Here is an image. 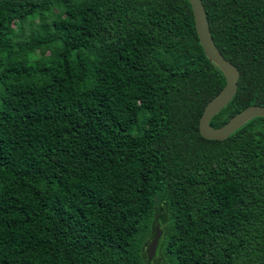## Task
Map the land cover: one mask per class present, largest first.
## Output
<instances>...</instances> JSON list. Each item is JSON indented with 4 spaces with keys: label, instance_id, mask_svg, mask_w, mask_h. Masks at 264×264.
Returning <instances> with one entry per match:
<instances>
[{
    "label": "trees",
    "instance_id": "1",
    "mask_svg": "<svg viewBox=\"0 0 264 264\" xmlns=\"http://www.w3.org/2000/svg\"><path fill=\"white\" fill-rule=\"evenodd\" d=\"M202 1L220 128L264 105V0ZM226 83L188 0H0V264H264V118L199 130Z\"/></svg>",
    "mask_w": 264,
    "mask_h": 264
},
{
    "label": "water",
    "instance_id": "2",
    "mask_svg": "<svg viewBox=\"0 0 264 264\" xmlns=\"http://www.w3.org/2000/svg\"><path fill=\"white\" fill-rule=\"evenodd\" d=\"M192 6L196 31L202 48L207 58L226 78V86L205 108L200 119L199 130L203 138L207 140L223 141L228 139L237 130L249 123L255 118H264V105H255L248 107L237 114L231 120L220 128L210 125L212 119L220 113L236 96L238 92V83L241 78L240 70L228 61L218 49L208 20V15L202 0H188ZM162 235L160 226L156 228V234L147 248V255L153 260L158 249L159 241Z\"/></svg>",
    "mask_w": 264,
    "mask_h": 264
},
{
    "label": "rangeland",
    "instance_id": "3",
    "mask_svg": "<svg viewBox=\"0 0 264 264\" xmlns=\"http://www.w3.org/2000/svg\"><path fill=\"white\" fill-rule=\"evenodd\" d=\"M162 234H163V232H162ZM162 236V235H161ZM162 242H159V246H158V251H157V255L159 256L160 255V253H161V250H162Z\"/></svg>",
    "mask_w": 264,
    "mask_h": 264
}]
</instances>
